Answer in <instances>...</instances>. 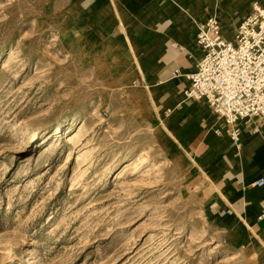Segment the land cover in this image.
<instances>
[{"label":"rangeland","instance_id":"rangeland-1","mask_svg":"<svg viewBox=\"0 0 264 264\" xmlns=\"http://www.w3.org/2000/svg\"><path fill=\"white\" fill-rule=\"evenodd\" d=\"M124 1L0 0V264H264L208 210L187 109L209 104L167 115L147 37L122 31L165 4ZM248 1L210 3L231 36Z\"/></svg>","mask_w":264,"mask_h":264},{"label":"crops","instance_id":"crops-1","mask_svg":"<svg viewBox=\"0 0 264 264\" xmlns=\"http://www.w3.org/2000/svg\"><path fill=\"white\" fill-rule=\"evenodd\" d=\"M152 1L137 2L147 4ZM157 1L165 5L157 12L155 11L158 8L152 6L153 13L148 17L146 30L139 21L129 31H125L123 22L122 31L127 42L134 49L133 42L138 33L147 37L145 54L155 55L157 62L153 66V69L157 70L158 78L155 87L164 88L160 98H164L162 102L166 112L174 111L171 114L173 117L178 115L181 108L174 99L175 94H184V90L189 86L187 76L196 70L204 55L203 49L197 44L199 26L212 16H215L219 22L221 20L210 7L212 0H156L155 2ZM250 1L251 7L248 5ZM250 1L240 8L247 14L240 20L238 27L251 14L255 2L264 6V0ZM120 2L132 3L124 0ZM200 3L204 6L203 16L200 15L198 8ZM174 4L177 7L174 8ZM182 6L193 15V10L197 12V22L191 15H187V11L182 9ZM119 11L120 19L123 20L125 10L119 8ZM220 24L223 36L229 41L234 40L236 33L231 36L221 22ZM183 96L186 99L185 95ZM189 110L200 115L192 129L189 128L195 131V137L200 140L204 148L200 158L207 156L204 174L209 189L205 191V197L214 221L218 223L225 241L230 246L235 247L245 243L248 247H264V185L261 187L252 185L255 181L264 179V123L257 119L251 122H239L241 143L238 147L224 137L227 126L212 108L213 113L204 105L190 107L187 111ZM217 130L220 134L216 133Z\"/></svg>","mask_w":264,"mask_h":264},{"label":"built area","instance_id":"built-area-1","mask_svg":"<svg viewBox=\"0 0 264 264\" xmlns=\"http://www.w3.org/2000/svg\"><path fill=\"white\" fill-rule=\"evenodd\" d=\"M197 44L204 55L187 76L189 86L183 93L188 100L208 103L228 126L229 139L239 147L237 123L264 122V6L253 4L232 41L223 36L215 18L209 19L199 26ZM252 185L261 187L264 179Z\"/></svg>","mask_w":264,"mask_h":264},{"label":"bare ground","instance_id":"bare-ground-1","mask_svg":"<svg viewBox=\"0 0 264 264\" xmlns=\"http://www.w3.org/2000/svg\"><path fill=\"white\" fill-rule=\"evenodd\" d=\"M211 18H215L218 22H219V20L215 17V16H212V17H210V18H208L206 21H204V22H202L201 24H200V26L201 25H204L209 19H211ZM219 24H220V22H219ZM220 26H221V24H220ZM222 29V28H221ZM139 70H140V68H139ZM142 70V69H141ZM144 79V78H143ZM187 99V98H186ZM182 102V101H181ZM177 107V106H176ZM177 109V108H176ZM183 110V109H182ZM185 111V110H184ZM226 124V123H225ZM227 126V125H226ZM237 126H238V123H237ZM227 129H228V126H227ZM226 135H227V131H226Z\"/></svg>","mask_w":264,"mask_h":264}]
</instances>
